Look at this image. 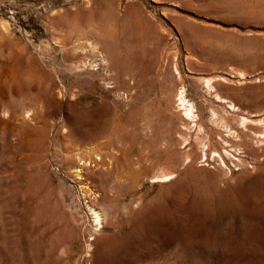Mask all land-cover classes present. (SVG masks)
I'll use <instances>...</instances> for the list:
<instances>
[{"label":"rangeland","instance_id":"1","mask_svg":"<svg viewBox=\"0 0 264 264\" xmlns=\"http://www.w3.org/2000/svg\"><path fill=\"white\" fill-rule=\"evenodd\" d=\"M0 264H264V0H0Z\"/></svg>","mask_w":264,"mask_h":264},{"label":"bare ground","instance_id":"2","mask_svg":"<svg viewBox=\"0 0 264 264\" xmlns=\"http://www.w3.org/2000/svg\"><path fill=\"white\" fill-rule=\"evenodd\" d=\"M91 64V63H90ZM104 65V64H103Z\"/></svg>","mask_w":264,"mask_h":264}]
</instances>
